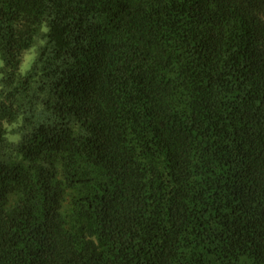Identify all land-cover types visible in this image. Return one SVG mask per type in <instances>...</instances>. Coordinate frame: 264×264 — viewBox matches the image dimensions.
I'll use <instances>...</instances> for the list:
<instances>
[{"label": "trees", "instance_id": "16d2710c", "mask_svg": "<svg viewBox=\"0 0 264 264\" xmlns=\"http://www.w3.org/2000/svg\"><path fill=\"white\" fill-rule=\"evenodd\" d=\"M0 58V264H264V0H0Z\"/></svg>", "mask_w": 264, "mask_h": 264}, {"label": "rangeland", "instance_id": "374dc122", "mask_svg": "<svg viewBox=\"0 0 264 264\" xmlns=\"http://www.w3.org/2000/svg\"><path fill=\"white\" fill-rule=\"evenodd\" d=\"M28 51H29V50H28ZM30 52H31V51H30ZM30 52H25V54H24V56H23V60H22V62H21V64H20V67H19V71H20L21 73L25 72L26 69H27V68L29 67V65H30V62H31L32 57H33L32 53H30ZM2 64H3V61H2V59L0 58V68L2 67ZM0 77H1V72H0ZM9 138H10V139H15L16 136H9Z\"/></svg>", "mask_w": 264, "mask_h": 264}]
</instances>
